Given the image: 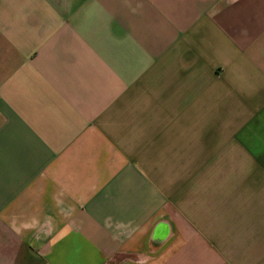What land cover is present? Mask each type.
<instances>
[{"label": "crops", "instance_id": "0c3cea01", "mask_svg": "<svg viewBox=\"0 0 264 264\" xmlns=\"http://www.w3.org/2000/svg\"><path fill=\"white\" fill-rule=\"evenodd\" d=\"M0 264H264V0H0Z\"/></svg>", "mask_w": 264, "mask_h": 264}]
</instances>
